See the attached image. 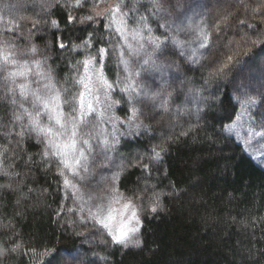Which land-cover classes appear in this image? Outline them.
<instances>
[{
    "label": "trees",
    "instance_id": "16d2710c",
    "mask_svg": "<svg viewBox=\"0 0 264 264\" xmlns=\"http://www.w3.org/2000/svg\"><path fill=\"white\" fill-rule=\"evenodd\" d=\"M106 1L105 6L101 0H75L73 6L60 2L45 16L25 13L42 22L33 41L43 47L44 60L54 70L52 82L62 85L64 98L81 90L73 68L80 69L86 60L95 59L111 81L118 79L115 51L121 41L113 6L130 18L147 14L150 7L147 0ZM246 1L244 9L220 12L223 1L202 0L209 40L199 63L179 59L170 48L157 56L159 62L178 61L197 95H213L217 101L208 105L202 100L200 112L184 117L173 133L163 132L160 113L143 108L150 132L121 142L118 151L126 165L118 188L137 203L138 245L115 244L98 223H80L67 212L60 161L46 156L36 134L25 131L26 115L0 100V264H264V169L226 129L240 110L235 90L245 85L236 76L242 68L252 72L259 67L257 62L244 64L264 53V0ZM153 2L156 8L163 6V0ZM20 26L14 23L13 30ZM226 29L229 34L216 45V35ZM207 73L216 81L203 82ZM7 89L4 85L0 95L12 100ZM182 98L174 92L170 105L181 104ZM122 103L119 111L126 115L124 97ZM65 110L69 112L68 105Z\"/></svg>",
    "mask_w": 264,
    "mask_h": 264
},
{
    "label": "rangeland",
    "instance_id": "374dc122",
    "mask_svg": "<svg viewBox=\"0 0 264 264\" xmlns=\"http://www.w3.org/2000/svg\"><path fill=\"white\" fill-rule=\"evenodd\" d=\"M153 1H146L150 6L147 14L141 13L131 18L124 17L127 21V31L124 32L126 39L122 38L118 33L121 44L118 49L116 47L117 51H115L118 55L116 56L119 65L117 80L111 81L95 59L87 70L84 64L80 69L78 67L77 70L73 68L75 72L77 71V76L80 75V77L86 71L94 73L96 70L102 69L104 79L112 87L111 89L104 87L93 76L94 95L99 96V103L94 105L96 112L87 117V124L80 129L82 138L87 139L91 145V150L86 154L85 166L87 171L80 170V176L83 179H80V176H73L61 164L64 180L67 177L75 185V187H71L66 186L64 183L66 193V202L64 204L67 212L73 214L80 220V223L96 222L89 210L91 209V212H95L98 203H107V199L114 195L111 191L113 188L121 197L120 203L113 204L115 209L119 210L121 205L127 200L132 202L137 211L140 224L139 231L131 236V241H133V243H129L131 246H135L134 241L137 240L140 244L141 220L137 203L118 188L120 172L122 167L126 165L125 157L121 156L118 151L121 142L141 137V135L150 132L148 124L142 119L143 108L148 111H154V113H160L158 114L160 116L159 122L166 126L163 132L170 131L173 133V131L177 130V126H181V120L184 117H195L200 112L202 104L207 103L209 105V103L212 104L217 101L213 95L202 99L197 95L198 90L194 86L192 78L189 79L183 75L178 61L165 59L159 62L157 59L159 53H165L170 48L177 52L179 59L181 58L187 63L194 65L200 62L199 60L203 57L206 47H200L201 40L198 37V31L203 29V31L207 32L204 22L205 14L207 13L203 7L202 0H163V6L161 5L158 8L154 7ZM221 1L223 3L219 5L221 7L220 12L234 11L238 7L244 9L248 5L246 0H240V3L235 0ZM252 1L259 2L260 0ZM60 2L65 6H73L75 0H33L31 3L29 0H0V49L5 47V42H7L10 51L16 54V61L20 65L26 64L31 69L28 81L33 88L42 87L43 84L48 82L35 73H48L51 77L54 75V70L44 60L43 47L33 41V31L41 25V20L29 18L25 13L29 10L38 13L37 16H45L51 11L54 4ZM101 3L104 6L109 4L106 0H101ZM252 9L257 10L258 6H253ZM217 12L215 11L213 16L218 17L220 14ZM141 17H145L146 20L141 21ZM34 20H39L40 22L35 25ZM14 23H20L22 29L20 26L14 31ZM113 24L115 28L119 26L114 22V18ZM145 24L147 25L146 27L144 26ZM133 30L141 34L134 36L132 34ZM229 32L230 30L226 29L217 34L215 44L221 43L222 37L225 34H229ZM155 38H158L161 42L160 49H154L152 41ZM173 39L182 43H174ZM129 45L138 54L130 55ZM141 45L143 46L142 48ZM33 49H35L34 52L32 51ZM121 52H123V56H121ZM149 54H151L150 62L145 65L143 61L149 57ZM122 61H127V65ZM251 62H257L259 67L257 65V68H253L252 72L242 68L236 76L239 80L238 84L244 82L245 85L235 88L234 94L236 98L239 97L240 110L236 120L226 129L227 133L235 137L254 161L264 169V53L244 65L248 66ZM136 73L139 74L136 75ZM173 73H177L174 76L178 79L172 75ZM130 76L131 80L135 81L132 87H128ZM210 80L215 82L216 78L214 75L207 73L203 82L206 83ZM0 82H2L0 92H3V86L5 85L8 88L4 90L6 93H12L9 89L15 88L16 93H12V95H19L17 84L23 82V80H17L16 83L5 82L4 74L0 72ZM55 86L61 92H64L60 87L62 86L61 84L55 83ZM176 91L183 97L182 103L171 106L172 100L170 98L173 97ZM122 97L126 99L128 104L129 113L126 115H122L119 111L123 104ZM0 100L3 104L10 106L13 111L18 109L17 111L23 115L22 117L25 116L23 114L24 109L19 107L20 101L13 104L12 100L5 95H0ZM23 103L24 108L32 111L29 101H23ZM65 108L66 105L64 106V111L68 113ZM26 117L28 118L27 115ZM27 122L25 123L28 129L26 127L25 131L29 132L31 130V133L36 134L37 138L43 143L45 152L52 154L51 150L47 148L44 137L32 130L29 118ZM41 122L44 124L48 123L46 115L41 117ZM0 125H2L1 119ZM105 140L108 141L107 145L103 143ZM55 157L60 161L59 156ZM154 158L159 161L161 155L159 154V158H156L155 155ZM89 197H92V199H89ZM100 197H103L104 200L101 201ZM84 262L78 263L66 260L61 264H87Z\"/></svg>",
    "mask_w": 264,
    "mask_h": 264
},
{
    "label": "snow or ice",
    "instance_id": "6c2138e0",
    "mask_svg": "<svg viewBox=\"0 0 264 264\" xmlns=\"http://www.w3.org/2000/svg\"><path fill=\"white\" fill-rule=\"evenodd\" d=\"M111 11L114 22L119 25L116 28L117 33H119L122 38L126 39V37H124V32L127 31V21L124 17L127 16V13H122L119 5L113 6ZM144 20H146V18L141 17V21ZM144 26L146 27L147 25L145 24ZM132 34L135 36L141 33L133 30ZM198 37L201 40L200 47H206L209 34L203 31V29H200L198 31ZM173 42L177 44L182 43L175 39H173ZM152 43L154 49L161 48V42L158 38H155ZM128 47L130 55L138 54L131 49V45ZM142 47L141 45V48ZM32 51L34 52L35 49ZM104 51V49L100 50L101 56ZM15 55L14 52L10 51L7 42H5V47L0 49V72L4 74L5 82L11 81L12 83H16L17 80H23V82L17 84L19 96L21 97L19 107L24 109L23 114L28 116L32 130L44 137L47 148L51 150L52 155L60 157V163L64 168L68 169L73 176H80L81 169L87 171V167L85 166L86 154L91 150L89 141L82 138L80 129L87 124V117L96 112L94 105L99 103V96L94 95L93 76L108 89H111L112 85L104 79L102 69H98L94 73L86 71L85 74L76 81V83L80 85L81 90L69 100L62 96L61 90L56 88L48 73H35L48 82L43 84L42 87L33 88L28 81L31 69L26 64L20 65L16 61ZM121 56H123V52H121ZM150 59L151 54H149L148 58L144 59L143 64H149ZM228 59L231 61L232 57ZM122 62L125 65L128 63L127 61ZM92 63H94V59L84 61L85 69L87 70ZM223 67H226V65L222 66L218 71H222ZM138 74L139 73H136V75ZM129 80L130 83L128 87H132L135 81L131 80V76ZM133 90L135 89L133 88ZM9 91L13 94L16 93L15 88H10ZM23 101H29L32 111L24 108ZM12 103H18L15 99V95L12 99ZM65 105H68L70 108L68 113L64 111ZM45 115L48 119L47 124L41 122V117ZM16 118L20 119L21 117L17 116ZM103 143L107 145L108 141L105 140ZM45 155H48L47 151ZM155 155L156 158H159V153ZM61 175H64L63 171ZM80 179H83V177L80 176ZM64 183L66 186L75 187L67 177ZM111 191L114 195L107 199V203H98L95 212H91V209L89 211L92 218L107 231L113 243L128 247L129 243H133V241H131V236L139 231V217L130 200L125 201L119 210L115 209L113 204L120 203L121 197L116 193L115 188L111 189ZM89 199H92V197H89ZM99 199L101 201L104 200L103 197ZM152 211H156L155 206L152 207ZM134 243L138 245L139 241H134Z\"/></svg>",
    "mask_w": 264,
    "mask_h": 264
}]
</instances>
